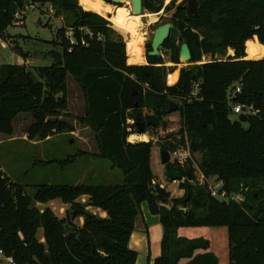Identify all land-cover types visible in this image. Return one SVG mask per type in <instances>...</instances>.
Masks as SVG:
<instances>
[{
    "label": "trees",
    "instance_id": "obj_1",
    "mask_svg": "<svg viewBox=\"0 0 264 264\" xmlns=\"http://www.w3.org/2000/svg\"><path fill=\"white\" fill-rule=\"evenodd\" d=\"M32 1L51 6L56 15L70 16L73 43L64 38L62 28L57 33L62 39L57 63L33 70L0 65V136L13 137L19 114L32 119L26 131L29 141L73 132L71 125L57 119L67 106L69 75L82 93L84 117L79 120L93 133L97 154L92 157L108 161L121 172L123 182L39 185L29 196L0 171V250L4 256L12 258L13 264H89L87 256L97 264H135L137 253L128 242L140 205L146 203L163 229L160 255L152 264L182 260L219 264L208 241L179 235L181 229L216 227L227 230L228 264H264V58L243 59L249 45H262L264 53V0H197L193 15L186 8H176L175 0L167 6L161 0H142L149 14L175 8L169 37L161 49L172 64H178L179 44L185 42L192 65L181 70L173 86H168L161 57L147 55L150 43L146 65L126 64V55L139 56L142 45L130 36L125 55L122 35L106 20L111 18L110 0H104L107 4L101 0ZM24 3L0 0V39ZM111 21H116L114 15ZM227 49L233 51L227 60L198 64L204 55L213 58ZM21 57L26 60L28 56ZM237 87L239 93L233 94ZM169 101L180 102L176 111L181 128L173 140L158 148L170 153L187 143L191 156L200 155L197 168L205 180L200 184L195 179L191 161L186 167L174 163L178 188L183 191L180 198L171 197L155 180L150 166L152 140L127 141L138 133L133 123L137 115L143 134L166 129L163 119ZM237 104L254 111L245 116L247 128L231 119L235 115L231 108ZM77 156L61 160V166L72 164ZM164 176L169 181L166 171ZM208 178L220 183L219 194L240 195L242 201L211 196ZM83 197L85 202H80ZM56 200L67 205L61 218L49 207L39 210L34 205ZM88 207L100 209L106 217L92 214ZM78 218L83 219L81 226ZM39 230L42 241L37 239Z\"/></svg>",
    "mask_w": 264,
    "mask_h": 264
},
{
    "label": "rangeland",
    "instance_id": "obj_2",
    "mask_svg": "<svg viewBox=\"0 0 264 264\" xmlns=\"http://www.w3.org/2000/svg\"><path fill=\"white\" fill-rule=\"evenodd\" d=\"M101 1L106 3L104 0ZM161 1L164 6H167L172 0ZM109 5H111L109 6L111 9L108 10L111 15L110 17L112 18V15H114L116 21L112 22L111 18L110 20L103 18L110 22L114 29L122 35L125 41V55L126 44L130 36L132 42L142 45V51L139 56L128 58L126 55V64L130 66L146 65V46L151 42L154 30L163 24L170 23V18L175 8L168 13L161 11L157 14H149L143 10L140 15H133L129 12V8L125 4H121V7H115L112 4ZM49 7L44 6L40 10L28 13L22 19V23L16 21L6 29L5 36L3 39H0V65H18L21 61L24 62L23 65L27 70H33L32 68L37 66H48L51 63L58 62L62 54V47L60 46L62 39L57 33L63 28L64 38L68 39L71 44L73 43L72 29L68 27L70 26L71 18L66 14H54L53 8V13H50L48 10ZM32 16H37L39 19L31 20ZM172 36L175 38L176 44H179L177 41L178 35L173 32ZM159 51L163 62L162 66L167 69L166 81H168V75L174 69H187L192 65V63H189L176 67L171 63L169 55L164 50L160 48ZM262 52L261 47L249 45L247 56L245 54L243 59L259 61L264 58V53L262 55ZM20 55L28 57L26 60H23ZM232 56L229 55V50L227 49L224 55L218 54L213 56V58H209V55H204L199 64L211 62L214 59L224 61ZM33 74L36 77L35 73ZM66 89L67 106L65 110L60 111L57 119L71 125L73 132L70 134H57L42 141L38 139L29 141L26 139V131L32 123V119L28 114H19L13 123L14 134L12 139L4 136L0 137V171L7 178L23 186L24 192L29 196L33 194L34 189L39 185L86 184L112 186L120 185L123 182L121 172L117 169H112L108 161L97 160L92 157L93 155L91 154H96L97 152L93 133L89 127L79 120L84 117L82 93L69 75L66 79ZM174 103L178 108L180 102L174 101ZM238 117L239 115H232L231 119L237 120ZM163 122L166 124V129H157L155 131L151 129L143 134L147 139L152 140L154 144L151 169L156 174L160 166V149L158 145L173 140L181 128V119L177 111L167 114ZM242 126L247 128L246 123H243ZM131 136L141 137L142 135L136 133ZM128 142L148 141L129 139ZM80 147L91 154L79 158L77 156L72 165L61 166V160L72 155H79L77 152ZM191 161L195 179H198V182L201 184L205 180L203 177L201 178L202 175L197 168L200 155H193ZM161 168L164 174V167L162 166ZM156 178L155 180H157ZM164 181H166V186L170 190V196H174L172 192L179 189L178 183H172L165 178ZM206 181L215 190L220 187V183L216 182L215 178H208ZM166 186H164V189L167 191ZM34 205L39 210L43 209L40 204ZM46 207L51 208L59 216V208L62 205L56 200L52 205L47 204ZM179 235L187 238H202L208 241L209 251L215 254L219 264H228L229 243L226 228H186L179 230ZM41 238L42 231L39 230L37 232V239L41 240ZM0 264L7 263L0 259Z\"/></svg>",
    "mask_w": 264,
    "mask_h": 264
},
{
    "label": "crops",
    "instance_id": "obj_3",
    "mask_svg": "<svg viewBox=\"0 0 264 264\" xmlns=\"http://www.w3.org/2000/svg\"><path fill=\"white\" fill-rule=\"evenodd\" d=\"M36 18L39 19L37 16L31 17V19H36ZM253 40H256V38L254 37ZM256 46L260 47L262 45H256ZM228 50H229V52H231L230 55H233V51L231 49H228ZM23 63L24 62L20 61L18 63V65H23ZM8 139H12V137L8 138ZM77 153H79L78 158L84 157V155H82V154H91L81 147ZM159 153H160V150H159ZM96 154H97V152H96ZM96 154H91V155L94 156ZM72 164H69V165H72ZM151 165H152V151H151L150 166ZM161 167L162 166L160 163V166L157 169V174L154 173L152 171V169H151V171H152L153 175L155 177H157L156 181L158 183H160L162 188H164V186H166V181H164L165 176L162 173ZM201 178H202V176H201ZM166 189L168 192H170V190L168 189L167 186H166ZM172 194L174 195L172 197L180 198L183 196V191L177 189L175 192H172ZM85 200H86V197H83L79 201L85 202ZM54 202L55 201L50 202L48 205H52V203H54ZM61 205H62V207L59 208V213H58L59 216H57L53 212L59 218L63 217L64 212L67 208V205H64L62 203H61ZM41 206L43 207V209L46 207V205H41ZM87 210L90 211L94 215H98L99 217H102V218L106 217V213L102 212L100 209L88 207ZM76 222L79 226H81L83 219L78 218V220H76ZM162 237H163V229H162V226L159 222L158 216L150 214L146 203L141 204L140 205V213L135 220L134 231L130 235L129 242H128V247L137 253V259H136L135 264H152L153 260L160 255V244H161ZM193 238L194 237H188V239H193ZM41 241H42V239H41ZM197 253H201V252H197ZM185 263H186V261L182 260L179 264H185Z\"/></svg>",
    "mask_w": 264,
    "mask_h": 264
},
{
    "label": "water",
    "instance_id": "obj_4",
    "mask_svg": "<svg viewBox=\"0 0 264 264\" xmlns=\"http://www.w3.org/2000/svg\"><path fill=\"white\" fill-rule=\"evenodd\" d=\"M111 4L115 7H120L121 4H125L126 2H129V9L131 14L133 15H140L143 11L142 8V0H110ZM174 5L176 8H186L189 14H195L197 11V0H175ZM32 20V19H31ZM172 26L170 23H166L161 25L160 27L156 28L153 32V36L150 42V49L151 51L147 53L150 57H160V51L159 49L163 45V43L168 39L170 30ZM178 65H185L191 63V54L189 51V48L185 42H182L179 47V53H178ZM182 68H176L172 71V73L177 74V79L175 83L168 85L173 86L176 85L180 79ZM132 96L136 95V92L132 90ZM177 110V105L173 101H169L168 103V109L166 111L167 114H171ZM238 121L240 123H245L246 118L244 115H240L238 118ZM136 126L137 132L139 135L143 134V124L141 122V119L139 115L136 116L135 122H133ZM160 163L164 167L167 177L172 182H177L179 180V174L176 171L173 163L170 161L169 153L165 150L160 151ZM180 210L185 211V209L180 208ZM87 260L89 264H97V261L92 256H87Z\"/></svg>",
    "mask_w": 264,
    "mask_h": 264
},
{
    "label": "built area",
    "instance_id": "obj_5",
    "mask_svg": "<svg viewBox=\"0 0 264 264\" xmlns=\"http://www.w3.org/2000/svg\"><path fill=\"white\" fill-rule=\"evenodd\" d=\"M42 7H44V6H41L40 4H38L36 2H33L32 0H25L23 9L15 13L14 22L13 23H15L16 21H20L22 23V19L24 17H26L28 13L34 12L35 10H40V8H42ZM48 10H49L50 13H53V9H52L51 6L49 7ZM209 58H210V56H209ZM236 93H239V87H237L235 89L233 94H236ZM192 95H195V93H193ZM231 111H232L233 114L239 115V116L240 115L246 116V115H249V114H254V111H253L252 107L243 106V105H240V104L233 105L232 108H231ZM128 139H127V141H129ZM147 141H150L149 138L147 139ZM169 157H170V161L173 164L177 163L181 167H186L187 161H191L192 160V156H191V154L189 152V147H188L187 143H185L184 145L176 147L172 152L169 153ZM178 182H179V180L177 181V183ZM172 183H175V182H172ZM210 192H211V196H213V197L219 195L220 198H223L224 200H233L235 202H241L242 201V197L240 195H236V196H231L230 195L229 196L225 192H222V193L219 194L218 190H215V189H213L211 187H210ZM0 259H2L7 264H13L12 258L4 256V254H3V252L1 250H0Z\"/></svg>",
    "mask_w": 264,
    "mask_h": 264
},
{
    "label": "bare ground",
    "instance_id": "obj_6",
    "mask_svg": "<svg viewBox=\"0 0 264 264\" xmlns=\"http://www.w3.org/2000/svg\"><path fill=\"white\" fill-rule=\"evenodd\" d=\"M125 5L128 6V8H129V2H126ZM128 10L130 12V9H128ZM176 79H177V74L176 73L169 74L168 75V81H167L168 85H171V84L175 83ZM129 139L130 140H138V139H141L143 141L147 140V138L144 135L141 136V137H138V136H130Z\"/></svg>",
    "mask_w": 264,
    "mask_h": 264
},
{
    "label": "flooded vegetation",
    "instance_id": "obj_7",
    "mask_svg": "<svg viewBox=\"0 0 264 264\" xmlns=\"http://www.w3.org/2000/svg\"><path fill=\"white\" fill-rule=\"evenodd\" d=\"M171 24V23H170ZM172 26V25H171ZM182 43V42H181ZM181 43L179 44V47H180V45H181ZM179 53V52H178ZM173 65H176V64H173Z\"/></svg>",
    "mask_w": 264,
    "mask_h": 264
}]
</instances>
